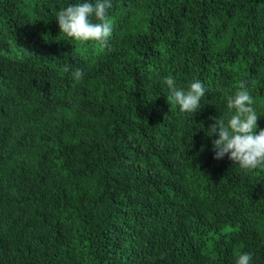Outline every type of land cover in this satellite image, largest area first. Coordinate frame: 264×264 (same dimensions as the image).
Returning <instances> with one entry per match:
<instances>
[{
  "label": "trees",
  "instance_id": "16d2710c",
  "mask_svg": "<svg viewBox=\"0 0 264 264\" xmlns=\"http://www.w3.org/2000/svg\"><path fill=\"white\" fill-rule=\"evenodd\" d=\"M81 2L0 0V264H264V168L208 134L241 83L264 129V0H111L107 46L61 33Z\"/></svg>",
  "mask_w": 264,
  "mask_h": 264
},
{
  "label": "clouds",
  "instance_id": "9594fccd",
  "mask_svg": "<svg viewBox=\"0 0 264 264\" xmlns=\"http://www.w3.org/2000/svg\"><path fill=\"white\" fill-rule=\"evenodd\" d=\"M111 7V0H95V3L84 0L60 9L56 19L61 33L77 42L96 41L107 46L113 30L108 17V9ZM93 17L96 22H93ZM69 70V65L63 66L64 72ZM73 76L79 80L83 76V71L76 70ZM165 83L170 89L168 101L171 104H178L181 112L195 113L201 108L200 101L206 93L202 82L199 80L192 82L186 91L176 87L171 75L165 77ZM253 104V97L246 90L245 84L241 83L235 95L227 100L230 112L227 123L224 119H218V122L213 123L208 129L209 135L218 133L219 137L213 141L214 158L219 160L227 154L228 158L241 169L248 171L264 168V129L256 133L259 115ZM251 260L252 255L244 253L238 257L236 264H250Z\"/></svg>",
  "mask_w": 264,
  "mask_h": 264
}]
</instances>
